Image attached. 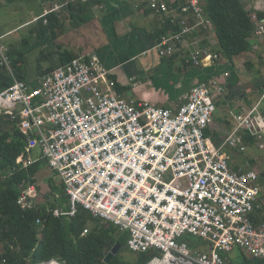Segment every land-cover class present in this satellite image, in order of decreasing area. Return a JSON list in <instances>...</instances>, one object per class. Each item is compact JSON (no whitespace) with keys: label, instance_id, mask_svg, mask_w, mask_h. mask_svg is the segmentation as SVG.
I'll return each mask as SVG.
<instances>
[{"label":"built area","instance_id":"1","mask_svg":"<svg viewBox=\"0 0 264 264\" xmlns=\"http://www.w3.org/2000/svg\"><path fill=\"white\" fill-rule=\"evenodd\" d=\"M177 1H149L164 23L180 27L161 35L158 53L170 57L186 47L188 64L214 63L218 54L195 38L204 30L216 34L204 0ZM252 17L262 33L264 19ZM0 65L13 79L0 92V112L12 114L27 139L18 164H32L39 149L69 196V209L58 207L55 215L74 216L82 206L113 222L129 234L130 250L153 253L146 264H228L235 251L264 259V168L236 165L228 152L245 154L248 134L264 150L261 101L231 111L235 125L215 147L206 132L226 91L217 77L169 108L121 95L97 54L76 56L33 86L18 76L0 35ZM35 190L22 193L23 208L32 207ZM54 263L63 264H40Z\"/></svg>","mask_w":264,"mask_h":264},{"label":"crops","instance_id":"2","mask_svg":"<svg viewBox=\"0 0 264 264\" xmlns=\"http://www.w3.org/2000/svg\"><path fill=\"white\" fill-rule=\"evenodd\" d=\"M149 1L105 0L91 6L90 11L82 15L87 19L82 23L73 17L66 5L57 3L54 9L63 18L64 27L57 29L54 41L49 42L45 16L51 4L38 0L9 4L6 0H0V12H10L11 16L17 18L20 9H28L32 14L26 22H16L4 29L0 23V35L4 36L9 48H17L23 40L20 41L16 34L28 30L25 34L31 35L32 43L24 70L26 79L33 85L42 80L37 69V57L41 50L47 55L44 68L52 69L61 65L62 51H68L73 56L97 54L105 67L112 70L111 78L117 82L118 92L122 91L126 98L148 101L157 107L177 108L189 99L195 84L217 77L226 85V91L217 96V110L208 127L211 134L207 136L211 145L220 146L235 125L231 111L250 109L260 101L264 107V31L258 34L255 29L250 37L252 49L229 61L219 49L216 34L204 30L195 37L198 44L205 45L219 57L214 63L189 66L187 59L191 52L186 47L170 57L158 53L159 34L166 23L149 7ZM243 1L248 10L264 13V0ZM255 24L259 25L258 22ZM226 72L229 76L225 75ZM255 146L245 153L244 161H235V156L242 153L229 149L233 163L253 164L251 160L258 158L256 152L264 157V150L256 143ZM35 154H40V151H35ZM50 172L54 174L51 169Z\"/></svg>","mask_w":264,"mask_h":264},{"label":"trees","instance_id":"3","mask_svg":"<svg viewBox=\"0 0 264 264\" xmlns=\"http://www.w3.org/2000/svg\"><path fill=\"white\" fill-rule=\"evenodd\" d=\"M6 1L11 4L34 0ZM38 1L52 6L45 19L49 27L48 41L53 42L56 30L64 27L63 18L54 9L57 3L66 5L73 17L82 23L87 21L82 15L90 11L91 6L105 0ZM183 2L178 0L176 5ZM204 10L215 25L219 49L229 61L252 49L250 37L256 29L252 15L257 14L262 19L263 12L248 10L243 0H204ZM170 29L178 31L180 27L169 19L159 36ZM30 46L31 41L26 39L21 47L9 48L18 76L24 80H27L24 69ZM60 57L61 64H66L76 56L62 51ZM45 58L47 55L41 50L37 57L41 78L57 68H44ZM12 82L8 70L0 65V92ZM119 92L122 95V91ZM206 134H211L208 129ZM246 138L251 146L255 145V137L248 134ZM26 146L27 139L19 129L18 121L12 120V114L0 112V264H40L52 260L63 264H146L152 258L150 251L138 253L130 250L127 232L120 231L113 222L93 216L82 206L74 216L55 215L54 209L58 207L69 209V196L63 181L40 154L35 155L36 160L27 167L18 164V158L25 154ZM251 162L254 164L256 161L252 159ZM41 183L49 185L52 190L39 192ZM31 186L36 188L28 198L32 207L23 208L18 201ZM37 191L41 201L36 198ZM85 229L87 232L83 235ZM116 243H120L122 248L108 263L106 256ZM126 249L132 251L134 256H123ZM231 264H264V259L239 253L231 258Z\"/></svg>","mask_w":264,"mask_h":264},{"label":"rangeland","instance_id":"4","mask_svg":"<svg viewBox=\"0 0 264 264\" xmlns=\"http://www.w3.org/2000/svg\"><path fill=\"white\" fill-rule=\"evenodd\" d=\"M20 5V4H19ZM20 9V8H19ZM17 14L19 15L18 16V18L17 17H13V16H11L10 15V12H0V23H1V27L4 29L6 26H9V25H14L16 22L19 24H21L22 22H26L28 19H30L31 17H32V14L30 13V11L28 10V9H25V10H22V9H20V10H18V12H17ZM14 15H16V14H14ZM13 19V21L11 22L10 20H12ZM17 19V20H16ZM16 20V21H15ZM6 24V25H5ZM25 32H28V30L27 31H19L16 35H19V40L20 41H22V43H21V45L19 46V47H21L22 46V44H23V42H24V40H26V39H29L30 41H31V43H32V40H31V35L29 34V33H26L25 34ZM78 56H81V55H78ZM77 56V57H78ZM216 62V61H215ZM35 85H37V84H35ZM250 147H256L255 145L254 146H250ZM39 149H33V151H34V154H35V151H38ZM248 152V151H247ZM246 152V153H247ZM36 155V154H35ZM255 156H258V158L256 159V162L254 163V164H256V165H259L261 168H264V162H263V159H264V157H262V154L260 153V152H256V155ZM237 159H239L238 161H244V160H246V156H245V154H239L238 156H235V161H237ZM52 189H51V187L49 186V185H47V184H45V183H41L40 184V191L39 192H42V193H48V192H50ZM39 192L37 191V196H36V198L39 200V201H41V197H40V195H39ZM127 250V249H126ZM132 251H130V250H127V251H124L123 253H122V255L123 256H134V254L133 253H131ZM239 255V253H238V251H235V253H234V255L232 256V257H236V256H238ZM231 257V258H232ZM228 264H231V262H229Z\"/></svg>","mask_w":264,"mask_h":264},{"label":"water","instance_id":"5","mask_svg":"<svg viewBox=\"0 0 264 264\" xmlns=\"http://www.w3.org/2000/svg\"><path fill=\"white\" fill-rule=\"evenodd\" d=\"M121 248L122 245L120 243H116L111 249V251L107 254L105 261L109 263L112 258L120 252Z\"/></svg>","mask_w":264,"mask_h":264},{"label":"bare ground","instance_id":"6","mask_svg":"<svg viewBox=\"0 0 264 264\" xmlns=\"http://www.w3.org/2000/svg\"><path fill=\"white\" fill-rule=\"evenodd\" d=\"M160 38V37H159ZM33 86H38V84L37 85H33ZM55 264V263H54Z\"/></svg>","mask_w":264,"mask_h":264}]
</instances>
